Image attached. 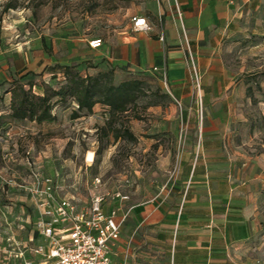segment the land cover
Segmentation results:
<instances>
[{"label":"rangeland","instance_id":"rangeland-1","mask_svg":"<svg viewBox=\"0 0 264 264\" xmlns=\"http://www.w3.org/2000/svg\"><path fill=\"white\" fill-rule=\"evenodd\" d=\"M147 2L0 0V264H23L24 245L39 214L33 195L38 177H56L61 196L79 187L86 201L92 192L129 185V189L141 188L135 199L142 201L174 168L164 160L169 157L177 163L187 137L196 139L195 131H185V101L171 97L161 73L120 70L107 57ZM94 38H102L104 45L92 48L89 42ZM213 60L219 64L215 69L197 67L200 79L191 60L193 99L187 104L191 116L199 126L219 127L223 140L236 141L238 147L232 152H237L239 161L246 162L256 153L261 156L264 0H257L239 28L225 36ZM56 64L74 65L83 75L111 72L116 85L140 79L143 93L111 123L108 105L80 109L71 97L53 99L52 120L16 118L13 88L24 85L39 95L47 87L59 89L67 79L60 68L54 69ZM214 78L210 88L215 86L223 97L207 94L206 82ZM96 177L101 178L102 189L93 186ZM256 214L241 256L249 264H264V198Z\"/></svg>","mask_w":264,"mask_h":264},{"label":"crops","instance_id":"crops-1","mask_svg":"<svg viewBox=\"0 0 264 264\" xmlns=\"http://www.w3.org/2000/svg\"><path fill=\"white\" fill-rule=\"evenodd\" d=\"M256 1L148 0L135 16L146 18L151 30H135L132 20L118 36L117 48L107 55L120 70L157 68L161 73L167 67L169 94L185 101V131L197 135L195 140L187 137L177 163L169 157L164 160L174 168L146 199H135L141 188L129 185L109 190L105 209L118 208L119 219L126 215L120 237L112 244L113 258L122 264H249L241 253L264 198V153L239 161L237 152H232L238 143L223 140L219 127L197 125L187 104L193 99L191 60L199 69L217 68L213 56L225 36L254 10ZM206 84L207 94L223 97L215 86L210 88L215 78ZM119 189L129 196L127 200L112 198ZM38 219L39 214L24 245L23 264L25 259L44 263L43 255L31 251L47 244L36 229Z\"/></svg>","mask_w":264,"mask_h":264},{"label":"built area","instance_id":"built-area-1","mask_svg":"<svg viewBox=\"0 0 264 264\" xmlns=\"http://www.w3.org/2000/svg\"><path fill=\"white\" fill-rule=\"evenodd\" d=\"M132 20L135 30H151L146 18L134 16ZM89 43L94 49L104 45L102 38H94ZM194 68L196 78L200 79L197 68ZM161 79L168 83L167 67L162 69ZM37 180L38 188L33 195L39 219L35 226L47 244L38 245L31 251L43 255L45 260L41 263L25 259L24 264H122L113 258L112 244L120 237L126 215L119 219L118 208L110 212L105 209L108 192H92L90 199L85 201L79 195V187L61 196L53 177L40 176ZM101 184L100 177L93 180L95 188ZM111 195L114 199L129 198L120 189Z\"/></svg>","mask_w":264,"mask_h":264},{"label":"trees","instance_id":"trees-1","mask_svg":"<svg viewBox=\"0 0 264 264\" xmlns=\"http://www.w3.org/2000/svg\"><path fill=\"white\" fill-rule=\"evenodd\" d=\"M53 67L62 70L67 82L59 89L47 87L43 95L36 94L32 88L26 89L24 85L15 86L12 109L16 118H29L39 122L52 120L55 105L53 99L58 97V100H65L71 97L80 109L92 110L98 103L108 105L111 123L118 113L127 112L129 104L135 101L139 93H143L144 82L140 79L126 80L116 85L111 81V72L83 75L74 65L56 64ZM52 73L55 76L57 72ZM162 96L167 97L168 94L163 93Z\"/></svg>","mask_w":264,"mask_h":264},{"label":"bare ground","instance_id":"bare-ground-1","mask_svg":"<svg viewBox=\"0 0 264 264\" xmlns=\"http://www.w3.org/2000/svg\"><path fill=\"white\" fill-rule=\"evenodd\" d=\"M91 160H92V159H91ZM91 160H90V161H91Z\"/></svg>","mask_w":264,"mask_h":264}]
</instances>
